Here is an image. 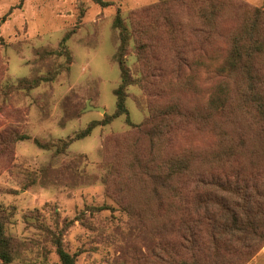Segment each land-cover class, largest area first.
I'll list each match as a JSON object with an SVG mask.
<instances>
[{"label": "rangeland", "instance_id": "obj_1", "mask_svg": "<svg viewBox=\"0 0 264 264\" xmlns=\"http://www.w3.org/2000/svg\"><path fill=\"white\" fill-rule=\"evenodd\" d=\"M104 1L0 0V205L13 263L62 264L56 234L76 264H264V245L227 259L208 235L192 245L146 179L162 158L213 152L202 116L224 78L217 67L264 0L225 1L212 22L207 1L154 13L142 11L164 0ZM121 58L131 80L115 115Z\"/></svg>", "mask_w": 264, "mask_h": 264}, {"label": "trees", "instance_id": "obj_2", "mask_svg": "<svg viewBox=\"0 0 264 264\" xmlns=\"http://www.w3.org/2000/svg\"><path fill=\"white\" fill-rule=\"evenodd\" d=\"M206 1L209 9L204 7L203 13L207 22H212L211 14L228 0H164L142 12L154 13L164 5L177 2L200 5L202 9ZM253 10L242 30L233 35L227 57L217 67L224 78L202 116L203 122L211 125L216 134L213 152L194 150L191 157L176 155L162 158L150 168L146 166L149 174L146 179L150 185L153 181L151 188L160 198V204L163 206L166 196L172 200L170 207L175 215L170 217L172 225L178 226L179 233L194 246L203 235H208L213 252L218 251L224 259L231 251L240 250H244L241 256L252 257L264 245V71L260 65L264 58V10L260 7ZM115 24L121 28L125 48L130 35L128 26L120 14ZM120 64L124 83L117 90L119 101L115 115L126 112L123 86L131 80L130 70L122 58ZM90 129L76 138L87 135ZM151 129L158 138L164 135L159 124ZM151 144H154V135ZM3 212L0 205V263L14 264L15 247L12 237L6 233ZM53 242L62 264H76L75 255L65 249L60 235L55 234Z\"/></svg>", "mask_w": 264, "mask_h": 264}]
</instances>
